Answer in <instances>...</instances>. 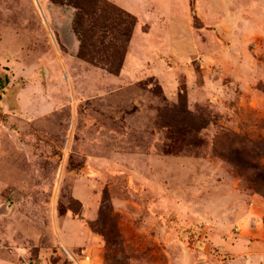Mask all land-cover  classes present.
<instances>
[{"label": "rangeland", "instance_id": "374dc122", "mask_svg": "<svg viewBox=\"0 0 264 264\" xmlns=\"http://www.w3.org/2000/svg\"><path fill=\"white\" fill-rule=\"evenodd\" d=\"M185 1L165 90L79 58L73 7L0 0V264H264V0Z\"/></svg>", "mask_w": 264, "mask_h": 264}, {"label": "crops", "instance_id": "0c3cea01", "mask_svg": "<svg viewBox=\"0 0 264 264\" xmlns=\"http://www.w3.org/2000/svg\"><path fill=\"white\" fill-rule=\"evenodd\" d=\"M108 1L133 14L137 19L129 44L133 36H142L139 47L134 52L128 44L122 68L115 78L125 83H133L153 76L165 90L172 89L174 71L165 68V58H188L194 51L192 36H195V30L186 1L182 0V9H174V0ZM143 26H146V29ZM154 27L161 30L160 33L156 32ZM147 36L164 37L154 38L153 42L149 41ZM133 60L137 62L135 66Z\"/></svg>", "mask_w": 264, "mask_h": 264}, {"label": "trees", "instance_id": "16d2710c", "mask_svg": "<svg viewBox=\"0 0 264 264\" xmlns=\"http://www.w3.org/2000/svg\"><path fill=\"white\" fill-rule=\"evenodd\" d=\"M50 1L75 9L72 29L79 39L77 56L110 74L118 75L137 21L136 17L108 0ZM255 148V158L261 162H255L252 168L260 170L256 177H264V143L257 144ZM254 155L251 153L252 157Z\"/></svg>", "mask_w": 264, "mask_h": 264}]
</instances>
